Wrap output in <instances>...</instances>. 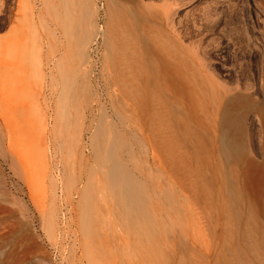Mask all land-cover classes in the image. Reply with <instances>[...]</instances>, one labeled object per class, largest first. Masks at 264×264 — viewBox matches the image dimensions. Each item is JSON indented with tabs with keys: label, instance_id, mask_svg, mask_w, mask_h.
<instances>
[{
	"label": "rangeland",
	"instance_id": "1",
	"mask_svg": "<svg viewBox=\"0 0 264 264\" xmlns=\"http://www.w3.org/2000/svg\"><path fill=\"white\" fill-rule=\"evenodd\" d=\"M45 1L0 0V264H89L85 240L106 235L111 242L112 234L120 262L138 264L147 241L116 211L115 196L104 194L107 166L98 151L115 138L144 183L149 207H159L157 264H264V0H87L84 25L71 27L72 42ZM118 10L141 34L151 31V43L147 31L139 46L148 59L159 64L157 54L173 50L204 83L208 99L216 98L209 87L239 95L233 108H250L254 119L253 126L244 123L243 150L228 155L214 134L222 132V112L216 130L208 103L200 113L213 140L202 158L182 167L172 166L164 147L156 158L138 134H122L104 39ZM41 23L52 42L45 87ZM233 183L237 199L227 196ZM76 191L89 196L79 200ZM178 191H186L184 199ZM85 223L95 234L86 233Z\"/></svg>",
	"mask_w": 264,
	"mask_h": 264
},
{
	"label": "bare ground",
	"instance_id": "2",
	"mask_svg": "<svg viewBox=\"0 0 264 264\" xmlns=\"http://www.w3.org/2000/svg\"><path fill=\"white\" fill-rule=\"evenodd\" d=\"M44 2L47 3L45 0ZM48 2H50L52 9L56 12L53 14H57L56 19H58V22L56 21V24L58 28L61 29L63 36L69 39L72 38V28H79L84 25L88 1L48 0ZM47 5L49 6V4ZM48 6H46V8H48ZM50 11L48 10L47 12L52 14ZM43 12H41V16L46 18L47 16L45 13L42 15ZM114 13L116 15V12ZM114 13L111 12V14ZM52 16L50 15V17ZM109 16L111 17L112 15L109 14ZM116 16V20L114 19L115 23L111 24L112 27L109 26V28H111L109 30L107 29L108 32L106 31L108 35H103L109 37H104V39L109 41L105 42V44L110 43V46L108 45L110 49L108 46L107 48L110 51L108 57L111 54V61H109L111 64L109 66L111 67L110 71H112V74H110V76H112L111 85L113 86L112 92L120 103L118 114L122 134L127 135L129 132L138 134L139 140L142 139L154 148L153 157L156 158L159 156L157 155V152L159 153V148L164 147L166 156L172 162V166L179 168L190 159L198 160L202 158L206 141L213 140L210 135H206L203 131V127H205V118L204 113H200L205 110L208 112L209 108L213 107L215 112L213 117V128L216 130L219 124V116L222 112L221 124L223 125V129L221 133H214L216 134V138L218 139L220 134L219 138L222 139L225 150L229 156L231 154L232 156L234 154L236 155L239 150H243L245 148L243 138L244 123L249 122L253 126L254 119L250 118V108L237 112L233 108V102L239 98V95L218 93L215 92L216 89L214 90V87H209L212 93H216V98L214 100L213 98H211V100L208 99L205 95L206 89L204 83L200 79H196L194 75L188 73L186 63L173 50H169V54L166 51H162L160 55L157 54L161 61L159 64L154 59L153 61L148 59V57L140 51L139 47L142 39L144 40L145 37L143 33L148 30L144 31L140 29L142 32L144 31L141 34L136 27V23L134 25L135 27L130 24H133V22L129 20L130 18L128 16L127 18L125 17L126 13L124 16L123 10H118ZM45 18L44 20L47 21ZM49 21H47V25ZM107 22L106 20L105 23L109 24L111 21ZM143 22L145 21H142V23ZM145 23L142 25L145 26ZM42 24L43 23H41V25ZM46 24L42 25L43 29H45L43 30L41 38L43 87L46 85L47 73L45 72V65L49 62L47 52L48 48L50 49L52 45V42L48 39V32L50 29H47L49 27H44ZM142 25L138 23V26ZM107 26L106 28H108ZM147 26L148 24L146 23V27ZM52 27L53 30L56 28L54 25ZM95 29H98L96 25ZM100 29H102V27ZM150 32L149 30V34L146 36L149 43L152 41ZM92 34L93 33H91V35ZM145 34L147 35V33ZM69 43L68 41L66 46L71 44ZM71 46L72 44L67 48ZM68 50H64V52H68ZM52 53L54 54V51H52ZM5 59L9 58L5 57ZM59 60L60 59L56 58L54 66L59 64ZM105 65L108 66L109 64L107 65L106 63ZM169 96L171 100H168ZM207 103L210 106L209 108L206 105ZM98 128L105 129L107 127L104 123H100ZM235 129L238 131L239 138H236ZM117 143L118 141L116 138L113 142L108 139L98 151L100 153L98 154L99 160L101 161L100 164L104 167L107 166V170L103 173V178L105 187L108 191H105L104 194L107 193L115 196L116 205L120 207V209H118L114 204L116 211L118 213L122 211L120 214L123 213L131 222L141 241L144 239L147 241L143 244L144 248H142L145 250V255L141 259L140 256V260L136 262H138V264H157L159 247L153 244L152 239L154 240L156 237L158 225L162 220L160 218V212L158 211L159 207L155 206L152 209L149 207L144 183L134 174L118 153ZM250 161L256 163L252 157ZM230 170L235 176V168L231 167ZM97 177L99 176L97 175ZM99 180L101 181L102 177ZM96 192L99 193V191ZM178 192L184 199L186 191ZM76 193L79 196V200H81L86 191H76ZM88 194L89 192L85 195L89 196ZM227 196L229 198H239V192L234 183L232 184L231 191H227ZM182 198L180 206H183ZM156 202L159 203V200ZM106 227L107 226H105L104 229ZM83 228H85L87 234H95L90 224L85 223ZM102 228L103 226H99L97 230L101 231ZM110 236H114L113 240L111 237V242H109L110 239L106 235L101 239H94L90 242L87 239L85 240V253L89 264H123V262H120L122 257L121 259L119 258V249H121L120 242L116 240L114 234ZM86 238H88V236H86ZM98 250L100 252H98ZM126 251L128 252V250Z\"/></svg>",
	"mask_w": 264,
	"mask_h": 264
}]
</instances>
